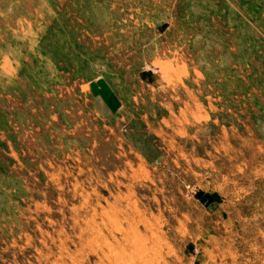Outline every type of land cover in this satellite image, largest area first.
<instances>
[{"label":"rangeland","instance_id":"rangeland-1","mask_svg":"<svg viewBox=\"0 0 264 264\" xmlns=\"http://www.w3.org/2000/svg\"><path fill=\"white\" fill-rule=\"evenodd\" d=\"M0 264H264V0H0Z\"/></svg>","mask_w":264,"mask_h":264}]
</instances>
